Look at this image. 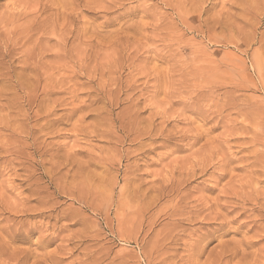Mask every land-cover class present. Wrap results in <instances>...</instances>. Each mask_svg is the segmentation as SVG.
I'll return each mask as SVG.
<instances>
[{
	"label": "rangeland",
	"instance_id": "374dc122",
	"mask_svg": "<svg viewBox=\"0 0 264 264\" xmlns=\"http://www.w3.org/2000/svg\"><path fill=\"white\" fill-rule=\"evenodd\" d=\"M0 29V264H264V0H0Z\"/></svg>",
	"mask_w": 264,
	"mask_h": 264
},
{
	"label": "bare ground",
	"instance_id": "6f19581e",
	"mask_svg": "<svg viewBox=\"0 0 264 264\" xmlns=\"http://www.w3.org/2000/svg\"><path fill=\"white\" fill-rule=\"evenodd\" d=\"M19 1H20V0H19ZM110 5H111V4H110ZM166 5H167V4H166ZM109 11H110V10H109ZM68 12H69V11H68ZM70 15H71V14H70ZM72 17H73V16H72ZM73 19H74V18H73ZM8 25H9V24H8ZM28 27L30 28V27H32V26H28ZM32 29H33V27H32ZM32 29H30V30H32ZM0 31H1V29H0ZM205 32H206V31H205ZM238 32H239V31H238ZM251 32H253V31H251ZM0 33H1V32H0ZM243 34H244V33H243ZM252 34H254V33H252ZM3 35H5V38H6V36L8 37V34H6L5 31H4V32L2 31V34H0V39H1V40H2V38L4 39ZM253 37H254V36H253ZM248 38H249V37H248ZM259 40H260V39H259ZM15 41H16V39H13V42H12V44H13V45H12V48H13L14 46H17V42H15ZM260 41H261V40H260ZM252 42H253L254 44L259 43V41L256 42L254 39H253ZM259 44H260V46H261V43H259ZM1 46H2V45H1ZM1 46H0V47H1ZM262 46H263V44H262ZM258 47H259V46H258ZM263 47H264V46H263ZM261 48H262V47H261ZM259 49H260V48H259ZM13 50H14V49H13ZM261 50H262V49H261ZM263 50H264V49H263ZM263 50H262V51H263ZM263 52H264V51H263ZM2 56H3V55H2ZM0 58H1V57H0ZM1 59H2V58H1ZM1 59H0V60H1ZM1 62H2V61H1ZM254 63H255L254 66L256 65L257 70H258L260 76H262V77L264 78V75H263L264 72H263V68H262V65H261L262 63H260V61H259V59H258L257 57H254ZM6 66H8V65H6ZM3 67H4V65H3ZM3 67H2V65L0 64V72H1V73H0V78H2L3 80H7L9 77H7V75H6L3 71H1V70H4L5 67H4V68H3ZM5 70H6V69H5ZM259 74H258V75H259ZM260 76H259V77H260ZM261 79H262V78H261ZM8 81H9V80H8ZM22 81H23V80H22ZM5 82H6V81H5ZM262 83H264V82H262ZM3 86H4V85H3ZM13 86H14V85H13ZM15 86H16V85H15ZM10 88H11V87H10ZM49 88H50V87H49ZM25 96H26V95H25ZM44 115H45V114H44ZM23 124H25V123H23ZM148 135H149V134H148ZM37 149H38V148H37ZM0 150H2V149H0ZM3 151H4V149H3ZM3 151H2V153H3ZM7 151H8V150H7ZM5 152H6V151H5ZM5 152H4V153H5ZM6 153H8V152H6ZM4 155H6V154H4ZM8 162H9V161H8ZM260 177H261V176H260ZM173 190H174V189H173ZM24 205H25V204H24ZM3 208H4V207H3ZM43 212H44V211H43ZM14 216L16 217V215H14ZM43 216H44V215H43ZM8 218H9V217H8ZM13 218H14V217H13ZM13 218H12V219H13ZM13 220H14V219H13ZM16 220H17V219H16ZM16 220H15V221H16ZM10 223H12V222H10ZM17 223H18V222H17ZM1 224H2V223H1ZM16 225H18V224H16ZM24 225H25V224H24ZM20 226H21V225H20ZM3 227H4V226H3ZM3 227H2V228H3ZM5 227H6V225H5ZM9 227H10V226H9ZM9 227H8V228H9ZM14 227H15V226H14ZM14 227H11V228L14 229ZM16 227H17V226H16ZM15 229H16V228H15ZM3 230H4V229H3ZM5 230H6V228H5ZM10 230H11V229H10ZM247 230H248V229H247ZM8 231H9V230H8ZM1 232H2V231H0V233H1ZM5 232H6V231H5ZM16 232H17V231H16ZM26 232H27V231H26ZM18 233H19V232H18ZM28 233H29V231H28ZM5 234H6V233H5ZM5 234H4V235H5ZM8 234H9V232H8ZM8 234H6V235H8ZM15 234H16V233H15ZM23 234H24V233H23ZM2 235H3V234L1 233V236H2ZM4 235H3V236H4ZM3 236H2V238H3ZM9 236H10V234H9ZM6 237H7V236H6ZM11 238H12V237H11ZM11 238H10V239H11ZM3 239H5V238H3ZM12 239H13V238H12ZM12 239H11V240H12ZM25 239H26V237H25ZM0 240H1V239H0ZM5 240H6V239H5ZM7 240H8V239H7ZM2 241H4V240H2ZM2 241H1V242H2ZM21 241H22V240H21ZM5 242H6V241H5ZM7 242H9V240H8ZM30 242H31V241H30ZM3 243H4V242H3ZM17 243H18V242H17ZM46 243H47V242H46ZM2 245H3V244L1 243L0 246H2ZM10 245H11V242H10ZM12 245H14L13 247H16L15 244H13V242H12ZM33 245H34V244H33ZM6 246H7V245H6ZM29 246H30V245H29ZM8 247H10V246L8 245ZM8 247L6 248V250H7V249L10 250L11 247H10V248H8ZM13 247H12V248H13ZM42 247H43V246H42ZM2 248H3V247H2ZM30 248H31V246H30ZM32 248H33V247H32ZM38 248H39V247H38ZM4 249H5V246H4ZM41 249H42V248H41ZM28 250L31 251L30 255H31V254L33 255V253H32V252H33L32 249H31V250L28 249ZM2 251H3V250H2ZM11 251H12V250H11ZM34 251H35V250H34ZM4 253H5V251H4ZM14 253H15V252H14ZM20 253H21V252H20ZM20 253H19V255H20ZM17 254H18V253H17ZM32 255H31V256H32ZM0 257H1V256H0ZM5 261L7 262V260H5ZM22 261H23V260H22ZM6 262H5V263H6ZM20 262H21V261H20ZM23 262H24V261H23ZM5 263H4V264H5ZM14 263H15V262H14ZM14 263H13V264H14ZM15 264H16V263H15Z\"/></svg>",
	"mask_w": 264,
	"mask_h": 264
}]
</instances>
